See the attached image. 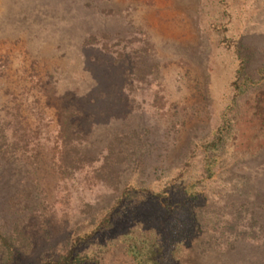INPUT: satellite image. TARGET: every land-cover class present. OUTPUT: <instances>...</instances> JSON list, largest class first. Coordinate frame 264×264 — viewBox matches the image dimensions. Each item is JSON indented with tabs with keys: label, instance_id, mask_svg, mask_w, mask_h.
Returning <instances> with one entry per match:
<instances>
[{
	"label": "rangeland",
	"instance_id": "374dc122",
	"mask_svg": "<svg viewBox=\"0 0 264 264\" xmlns=\"http://www.w3.org/2000/svg\"><path fill=\"white\" fill-rule=\"evenodd\" d=\"M0 233V264H264V0H0Z\"/></svg>",
	"mask_w": 264,
	"mask_h": 264
},
{
	"label": "trees",
	"instance_id": "16d2710c",
	"mask_svg": "<svg viewBox=\"0 0 264 264\" xmlns=\"http://www.w3.org/2000/svg\"><path fill=\"white\" fill-rule=\"evenodd\" d=\"M213 148L215 146V143H212ZM215 149V148H214ZM216 159L212 158L208 160L209 162H213L212 164H207V167L205 169V173L207 176V180L214 179L216 176L213 172V165L216 163L214 162ZM189 196L192 195V192H185ZM110 220L106 217L103 224L101 226H98V228L93 231V234H96L97 232L101 231L103 226H106ZM107 223V224H106ZM104 229V228H103ZM93 234H85L78 236L70 241L69 250L66 254H63L53 260H44L40 262L39 264H99V262H93L94 260L89 259L88 257H80L77 255H74L75 248L83 241L87 240L89 237H91ZM10 239L6 236H3L0 233V242L3 246L7 247L8 249H11V246L9 244ZM177 244L178 238L171 242L164 243L162 241H154V240H144L141 241L140 244H135L134 246H131L127 248V251L134 257L135 259L138 257H146L149 258L150 264H173V260L176 257L177 252Z\"/></svg>",
	"mask_w": 264,
	"mask_h": 264
}]
</instances>
